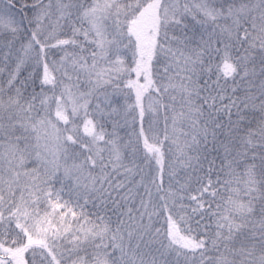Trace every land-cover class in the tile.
Segmentation results:
<instances>
[{"label":"snow or ice","instance_id":"obj_1","mask_svg":"<svg viewBox=\"0 0 264 264\" xmlns=\"http://www.w3.org/2000/svg\"><path fill=\"white\" fill-rule=\"evenodd\" d=\"M0 264H264V0H0Z\"/></svg>","mask_w":264,"mask_h":264}]
</instances>
